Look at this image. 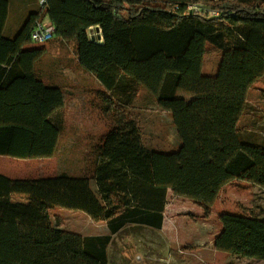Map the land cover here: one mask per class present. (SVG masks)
Listing matches in <instances>:
<instances>
[{
  "label": "trees",
  "instance_id": "obj_1",
  "mask_svg": "<svg viewBox=\"0 0 264 264\" xmlns=\"http://www.w3.org/2000/svg\"><path fill=\"white\" fill-rule=\"evenodd\" d=\"M59 1L61 8L47 13L57 32L67 14L87 21L76 35L78 64L101 85L98 95L115 126L101 138L86 175H0V264H109L112 237L127 226L162 229L170 192L211 212L233 181L264 190V128L255 129L246 98L264 77V0ZM25 2L26 8L35 5ZM9 6L0 0V156L53 158L66 124L65 96L38 70L47 50L25 49L45 8L35 5L38 12L8 37ZM190 6L219 14L202 16ZM92 26L101 30L102 43L89 36ZM211 57L213 77L242 93L177 97L179 77H201ZM125 78L131 82L127 95L134 83L170 115L176 151L150 146L140 120H129L115 103L112 96L120 99ZM14 195L25 196L26 203L13 201ZM54 208L105 222L109 234L69 233L61 219L52 221ZM220 223L217 251L264 261V219L223 214Z\"/></svg>",
  "mask_w": 264,
  "mask_h": 264
},
{
  "label": "rangeland",
  "instance_id": "obj_2",
  "mask_svg": "<svg viewBox=\"0 0 264 264\" xmlns=\"http://www.w3.org/2000/svg\"><path fill=\"white\" fill-rule=\"evenodd\" d=\"M34 1L38 7L39 4L36 0ZM58 4V0H50L49 5L44 7L45 10L41 13L39 22L54 26L47 13L52 8H61ZM35 5H29L20 12L19 30L32 14L38 12ZM66 20L67 24L59 32L54 26L55 36L51 41L31 42L25 46L26 50L45 48L47 53L42 58V62L48 69L53 66V70H59L62 74L61 79L64 81L66 96L64 110L66 124L58 151L52 159H33L34 161L29 163L21 161L17 164L15 158L0 156V167L13 168L16 173H20L21 177L41 179L57 176L62 172L77 177L86 175L97 154L101 138L115 126L112 121L113 114L109 113L107 103L103 101L102 96L98 95L99 83L78 64L76 35L85 27L87 21L71 14L66 15ZM96 28L92 26L88 32L92 39L94 37V40L99 42L101 35L97 33ZM215 65L216 59L211 57L201 77L186 75L179 77L176 96L192 100L196 97L218 95L217 93L223 92L234 95L242 93V89L221 83L213 77ZM120 85L122 87L117 90L120 99L112 97L115 103L124 108L126 114L128 113L129 120L131 118L140 120V128L145 132L147 143L150 146L153 144L152 146L156 149L167 152L176 151L179 140L170 115L159 110L160 108L156 106L146 90L132 83L133 95H127L125 86L129 89L131 82L125 78ZM247 98L253 105H251L250 113L255 122L254 127L261 130L264 128V77L254 84ZM4 172L1 171V173ZM226 186L228 188L224 189L211 212L205 211V207L198 202L169 193L167 217L162 229L127 226L124 231L115 236L109 246L110 263L264 264L263 260L238 257L215 249L214 242L222 231L221 215L245 214L264 219L263 189L240 180ZM92 187L96 189L93 184ZM13 201L26 203L27 198L14 195ZM49 214L54 223L61 219L63 230L69 233L84 236L109 234L107 223H94L83 212L54 208Z\"/></svg>",
  "mask_w": 264,
  "mask_h": 264
},
{
  "label": "crops",
  "instance_id": "obj_3",
  "mask_svg": "<svg viewBox=\"0 0 264 264\" xmlns=\"http://www.w3.org/2000/svg\"><path fill=\"white\" fill-rule=\"evenodd\" d=\"M59 1V0H58ZM10 2V6H9V17H8V22H7V25H6V28H5V35L6 36H13L15 35L19 29H20V24L21 22L19 21V14L21 11L24 10V8L26 9V2L25 0H9ZM60 7H61V2L59 1V4ZM60 8L56 9V8H52L50 10H59ZM92 28V27H90ZM97 33H100L101 35V30L97 27ZM17 30V31H16ZM99 43H102V35H101V40H99ZM43 61V60H42ZM42 61H39L37 67H38V70L40 71V73L42 72L43 74V77L53 83L54 85H57L59 86L63 93H64V96H65V90H64V81L61 79V76L62 74L60 73L59 70H53V66H50V68L48 69V67L46 65H44V62ZM61 66V65H60ZM60 73V74H59ZM61 82H60V81ZM217 80V79H216ZM98 82V81H97ZM99 83V82H98ZM100 85V84H99ZM100 88L98 89H101V85L99 86ZM251 92V89L246 92V98L248 97L249 93ZM66 98V96H65ZM248 99V98H247ZM251 104V103H250ZM252 105V104H251ZM253 106V105H252ZM255 107V106H254ZM264 127V126H263ZM4 157H7V156H4ZM12 158V157H11ZM17 159V164H19L21 161L22 162H27L29 163V161H34L33 159H18V158H15ZM52 159V158H50ZM50 159H45V160H50ZM1 160V158H0ZM19 170V169H18ZM1 171H5L4 173H1ZM22 174V173H21ZM0 175H3L9 179H12V180H34V179H29L27 177H21L20 173H16L13 168H8V167H0ZM51 177H54V176H51ZM45 178H50V177H45ZM43 179V178H41ZM228 185V184H227ZM228 186H225L220 194H219V197L218 199L220 198L222 192H224V189H227ZM171 193V192H170ZM172 194V193H171ZM217 199V200H218ZM217 202V201H216ZM215 202V203H216ZM166 211L167 209H165V213H164V223L166 222ZM164 225V224H163ZM95 236H100V235H95ZM112 239H115V236L112 237ZM110 246V245H109ZM110 248L108 247V258H109V264L110 263Z\"/></svg>",
  "mask_w": 264,
  "mask_h": 264
},
{
  "label": "built area",
  "instance_id": "obj_4",
  "mask_svg": "<svg viewBox=\"0 0 264 264\" xmlns=\"http://www.w3.org/2000/svg\"><path fill=\"white\" fill-rule=\"evenodd\" d=\"M40 7L44 8L48 4V0H37ZM191 10L199 12L202 16H218L219 13L213 12L210 9H200V7L190 6ZM55 27L48 24L37 21L33 31L31 32V42L35 43H47L54 38Z\"/></svg>",
  "mask_w": 264,
  "mask_h": 264
}]
</instances>
